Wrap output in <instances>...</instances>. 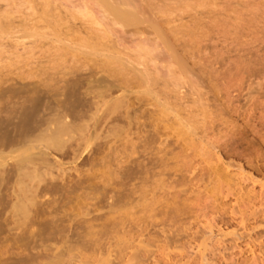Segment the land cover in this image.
Returning a JSON list of instances; mask_svg holds the SVG:
<instances>
[{"label": "rangeland", "instance_id": "obj_1", "mask_svg": "<svg viewBox=\"0 0 264 264\" xmlns=\"http://www.w3.org/2000/svg\"><path fill=\"white\" fill-rule=\"evenodd\" d=\"M9 1L45 32L0 46V264H264V0L171 5L193 54L151 88L65 46L47 13L99 29L82 1Z\"/></svg>", "mask_w": 264, "mask_h": 264}, {"label": "bare ground", "instance_id": "obj_2", "mask_svg": "<svg viewBox=\"0 0 264 264\" xmlns=\"http://www.w3.org/2000/svg\"><path fill=\"white\" fill-rule=\"evenodd\" d=\"M3 0H0L1 4ZM5 1V0H4ZM9 1V0H8ZM14 1V0H11ZM9 1V2H11ZM59 3L62 0H58ZM73 1V0H72ZM83 4H82V2ZM188 1H192V0H80L81 4L79 6H81L82 8H87L89 9V11H94V14L96 13L98 17L97 22H94L96 25L98 24L100 26L99 29L97 30H93L94 28H92V30L87 29V27H81V26H75V22L72 17H74L72 12L74 13L75 11L78 12L79 11V7L76 8V10L73 7V11L71 14H69V5L66 9H68V12L66 14L62 15L63 18H57L52 16L55 13H52V11H54V9L52 11H50V13H47V15L49 14L50 20L53 22L50 23L52 24V27L57 28V31L59 30L61 32V30L64 33L63 37H62V42L65 44V46H69L72 43L71 41H69L71 38L69 37L70 35L72 36V34L78 33L80 35V38L76 39L78 41H76L77 43H79V41H81L79 44L80 48L82 49V54H84V56H89V55H95L98 56L97 58H100L102 61L103 59L104 62H108L110 61L111 64L113 63L115 65L116 68H121V70L119 71H126V73H130L132 74L133 79L137 80L138 83L140 84H144L147 85V87L149 86H155L156 82L158 81L157 78H155L158 73H160L159 69H157V64H156V60L159 58H163L164 62H177L179 59V56H176L175 51L177 52V50H180L183 53H187V55H189V58H191V54H193L192 50L190 52V44L188 43L189 40H186L184 38L185 33L183 32L184 29H180L182 28L180 25V27L174 25L172 23V21L170 20L171 18H168V12H170V7H172L171 5H175V4H180L182 2H188ZM197 1V0H195ZM211 1V0H210ZM263 1V0H262ZM48 2V1H47ZM66 2V1H65ZM208 2V1H207ZM219 2V1H218ZM223 2V1H222ZM238 2V1H237ZM264 2V1H263ZM50 3V2H48ZM67 3V2H66ZM71 3V2H70ZM79 3V2H78ZM77 3V4H78ZM198 3V2H197ZM234 3V2H233ZM252 3V2H251ZM259 3V2H258ZM5 4H8V2H5ZM61 4H63L61 2ZM194 4V2H193ZM202 4V3H201ZM209 4V3H207ZM211 4H213V2H211ZM223 4V3H222ZM248 4V3H247ZM255 4V2H254ZM253 4V5H254ZM257 4V3H256ZM60 4H58L57 6H59ZM66 5V6H67ZM191 5V4H190ZM188 4V6H190ZM242 5V4H241ZM246 5V4H245ZM259 5V4H258ZM6 6V5H5ZM4 6V7H5ZM48 8L50 7L49 5H45ZM55 6V5H54ZM56 6V7H57ZM62 6V5H61ZM65 6V7H66ZM176 6V5H175ZM186 6V5H185ZM184 6V7H185ZM192 6V5H191ZM194 6V5H193ZM192 6V7H193ZM203 8V5H201ZM206 6V5H205ZM204 6V7H205ZM2 7V6H1ZM52 7V6H51ZM50 7V8H51ZM63 7V6H62ZM200 7V6H199ZM215 7V6H214ZM240 7V6H239ZM3 8V7H2ZM49 8V9H50ZM53 8V7H52ZM82 8L80 9V12H82ZM178 8V7H177ZM175 8V9H177ZM56 9V8H55ZM65 9V10H66ZM78 9V10H77ZM91 9V10H90ZM229 9V8H226ZM251 9V7H250ZM256 9V8H255ZM8 10V9H7ZM58 10V9H57ZM62 11V9H60ZM84 10V9H83ZM180 10V9H179ZM179 10L177 12H179ZM200 10V9H199ZM209 10V9H208ZM234 9H232L231 11H233ZM237 10V9H235ZM254 10V9H253ZM2 11V10H1ZM0 11V46H3V44L5 43H1L2 40L5 38L8 39H12L15 43V45H19V46H23L22 44H26V42L28 43H32L31 45H35L36 41H39V39L41 38V36L44 34L45 31H43L42 33L40 32V34L38 33L39 31V27L37 25H35V23H25L24 22H17L20 24H15L14 21V17L13 19L9 16H5L7 13H2L1 14ZM67 11V10H66ZM172 11V10H171ZM44 12H46V10L44 9ZM63 12V11H62ZM85 12V11H84ZM87 12V11H86ZM86 12L82 15H85ZM184 12V11H182ZM234 12V11H233ZM240 12V11H239ZM200 13V12H199ZM197 13V14H199ZM205 13V12H204ZM260 13V12H259ZM5 14V15H4ZM79 14V13H78ZM95 14V15H96ZM196 14V16H193V20L194 24L193 25L197 31H199L197 29V25L199 23V18L198 15ZM211 14V13H210ZM253 14V12H252ZM256 14V12H255ZM254 14V15H255ZM8 15V14H7ZM57 15V14H56ZM72 15V17H71ZM89 15V14H88ZM191 15V14H190ZM194 15V14H193ZM202 15V13L200 14ZM46 16V15H45ZM61 16V15H60ZM67 16V17H65ZM253 16V15H252ZM53 17V18H52ZM185 17V16H184ZM202 17V16H200ZM205 17V16H204ZM213 17V16H212ZM36 18V17H35ZM46 20V17H44ZM49 19V17H47ZM75 18V17H74ZM211 18V17H210ZM218 18V17H217ZM260 18V17H259ZM20 19V18H19ZM47 19V20H48ZM60 19L62 21V23L60 22ZM73 22H72V20ZM178 19V18H177ZM253 19V18H252ZM36 20V19H35ZM231 20V19H230ZM255 20V19H254ZM263 20V19H262ZM37 21V20H36ZM40 21V19H39ZM49 21V20H48ZM58 21V24L57 22ZM76 21V20H75ZM205 21V20H204ZM33 22V21H32ZM38 22V21H37ZM56 22V23H54ZM60 22V23H59ZM217 22V21H216ZM232 22V21H231ZM252 22V20H251ZM23 23V24H22ZM25 23V24H24ZM44 23V22H42ZM47 23V22H46ZM48 23V25L50 24ZM55 25H54V24ZM75 23V24H74ZM41 24V22H40ZM45 24V23H44ZM42 24V25H44ZM62 26H58L55 27L56 25H60ZM187 24V23H186ZM208 24V23H207ZM210 24V23H209ZM77 25V24H76ZM97 25V26H98ZM203 25V24H200ZM199 25V26H200ZM224 25V24H223ZM232 25V24H231ZM258 25V24H257ZM256 25V26H257ZM46 26V25H45ZM50 26V25H49ZM212 26V25H211ZM44 27V26H43ZM60 27V29H58ZM81 27V28H80ZM187 27V26H186ZM203 27V26H202ZM201 27V28H202ZM224 27V26H223ZM46 28V27H45ZM78 28V29H76ZM90 28V27H88ZM97 28V27H96ZM95 28V29H96ZM37 29V30H36ZM192 29V28H191ZM193 29V30H194ZM31 30V31H30ZM188 30V29H187ZM190 30V29H189ZM203 30V28H202ZM208 30V29H207ZM222 30V29H221ZM30 31V32H29ZM56 31V30H55ZM75 31V32H74ZM186 31V30H185ZM220 31V30H219ZM227 31V30H226ZM239 31V29H238ZM69 32V33H68ZM191 32V31H190ZM194 32V31H193ZM47 33V32H46ZM188 33V32H186ZM200 33H202L200 31ZM204 33V32H203ZM48 34V33H47ZM59 33H57L58 35ZM69 36H68V35ZM82 34V36H81ZM191 34V33H189ZM241 34V33H240ZM83 35L85 37H83ZM203 35V34H202ZM207 35V34H206ZM213 35V34H211ZM60 36V35H59ZM65 36V37H64ZM76 36V34L74 35ZM78 36V35H77ZM199 36V35H198ZM226 36V35H225ZM43 37V36H42ZM45 37V35H44ZM47 37V36H46ZM55 37V36H54ZM53 37V38H54ZM79 37V36H78ZM208 37V35H207ZM242 37V36H241ZM262 37V36H261ZM264 37V36H263ZM58 38V37H57ZM55 41H61L60 37ZM65 38V39H63ZM187 38V37H186ZM198 38V37H197ZM203 38V37H202ZM49 39V38H48ZM81 39V40H80ZM205 39V38H204ZM51 40V39H50ZM53 40V39H52ZM51 40V41H52ZM67 40V42H66ZM72 40V39H71ZM83 40V41H82ZM201 40V39H200ZM200 40L198 42H200ZM214 40V39H213ZM58 41V42H59ZM74 41V40H72ZM89 41V42H88ZM130 42L131 45L132 43L135 44V47H133L134 49L137 47L138 49H135L136 52V57L131 59L129 58V56L123 52V50H120V46L122 47V49L125 48L124 44L125 42ZM35 42V43H34ZM191 42V41H190ZM194 42V41H193ZM192 42V43H193ZM197 42V41H196ZM202 42V41H201ZM34 43V44H33ZM52 43V42H51ZM54 43V42H53ZM61 43V42H60ZM227 43V42H226ZM263 43V42H262ZM7 44V43H6ZM5 44V46H6ZM9 44V43H8ZM133 44V45H134ZM189 44V45H188ZM197 44V43H196ZM211 44V43H210ZM246 44V43H245ZM11 47L13 48L12 44H10ZM27 45V44H26ZM74 45H76L74 43ZM219 45V44H218ZM78 46V45H77ZM212 46V45H211ZM245 46V45H244ZM9 47V46H7ZM73 47V46H72ZM76 47V46H75ZM124 47V48H123ZM174 47H177L176 50H174ZM201 47V46H200ZM199 47V48H200ZM221 47V46H220ZM23 48V47H22ZM78 49V47H76ZM194 48V47H193ZM247 48V46H246ZM28 49V48H27ZM25 49V50H27ZM67 49V48H66ZM69 49L70 46H69ZM126 49V48H125ZM198 49V48H197ZM203 49V48H202ZM73 50V48H72ZM76 50V49H75ZM179 50L180 54L181 51ZM196 50V49H195ZM125 51V50H124ZM69 52V51H68ZM79 52V51H78ZM178 52V54H179ZM252 52V51H251ZM215 53V52H214ZM212 55V54H211ZM95 56V57H96ZM132 56V55H131ZM209 56V55H208ZM178 57V58H177ZM188 57V56H187ZM206 57V56H205ZM193 58V56H192ZM213 58V57H212ZM162 59V60H163ZM181 59V58H180ZM186 59V58H185ZM33 62L34 64L36 62ZM70 61V60H69ZM158 61V60H157ZM173 61V62H172ZM192 61V60H191ZM213 61V60H212ZM216 61V60H215ZM239 61V60H238ZM109 62V63H110ZM161 62V61H160ZM209 62V61H208ZM158 63V62H157ZM207 63V62H206ZM69 64V63H68ZM106 64V63H105ZM104 64V65H105ZM112 64V65H113ZM170 64V63H169ZM174 64V63H173ZM178 65V63H175ZM174 64V65H175ZM37 65V63H36ZM44 65V64H43ZM53 65V64H52ZM103 65V66H104ZM109 65V64H107ZM165 65V64H164ZM171 68H172V64ZM175 66L178 67L182 66L179 64V66ZM197 65V63H196ZM45 66V65H44ZM92 66V65H91ZM110 66V65H109ZM108 66V67H109ZM208 66V65H207ZM49 67V66H48ZM97 67V66H96ZM95 67V68H96ZM101 67V66H100ZM107 67V69H109ZM173 67V68H175ZM178 69L180 71H178L179 74H183L184 71L183 69ZM185 68V67H184ZM66 69V68H65ZM107 69H99L103 75L104 73H111L110 70ZM166 69V68H165ZM175 72L177 71V68H175ZM90 70V68H89ZM95 70V69H94ZM198 70V69H197ZM92 71V70H91ZM91 71L87 70V74L92 73ZM117 71V70H116ZM172 71V70H171ZM97 72V71H96ZM164 73V72H163ZM170 73V72H169ZM177 73V72H176ZM86 74V73H85ZM161 74V73H160ZM128 75V74H127ZM92 76V74H91ZM106 76V75H105ZM172 76V75H171ZM181 76V75H179ZM204 76V75H203ZM176 77V76H175ZM174 77V79H175ZM189 77V76H187ZM104 79V77L102 78ZM127 79V78H125ZM159 79V78H158ZM178 79V78H177ZM134 80V81H135ZM176 81V79H175ZM192 82V81H191ZM208 82V81H207ZM40 83V82H39ZM136 83V82H135ZM158 83V82H157ZM155 84V85H152ZM172 84V83H171ZM23 86V85H22ZM26 86V85H25ZM213 86V85H212ZM34 87V86H33ZM39 87V86H38ZM145 88V87H143ZM151 88V87H150ZM27 89V88H26ZM34 89V88H33ZM25 90V89H24ZM36 90V88H35ZM34 90V91H35ZM38 90V89H37ZM33 91V92H34ZM40 91V90H38ZM45 91V90H44ZM114 91V90H113ZM42 94V93H41ZM156 94V93H155ZM144 96V95H143ZM147 100V99H146ZM165 102V101H164ZM112 105V104H111ZM108 106V105H107Z\"/></svg>", "mask_w": 264, "mask_h": 264}]
</instances>
